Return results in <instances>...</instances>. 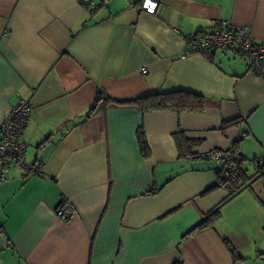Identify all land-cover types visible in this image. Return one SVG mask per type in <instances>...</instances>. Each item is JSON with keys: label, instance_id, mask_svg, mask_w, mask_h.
Instances as JSON below:
<instances>
[{"label": "crops", "instance_id": "1", "mask_svg": "<svg viewBox=\"0 0 264 264\" xmlns=\"http://www.w3.org/2000/svg\"><path fill=\"white\" fill-rule=\"evenodd\" d=\"M139 1L0 0V125L30 100L25 161L39 164L0 181V264H264V78L240 52L207 59L184 38L225 20L264 44V0H156L154 14ZM180 89L203 94V109L109 103L87 116L98 92ZM180 130L200 140L190 156ZM211 149L240 155L238 190L212 171ZM64 199L68 221L55 214ZM226 199L212 226L189 233Z\"/></svg>", "mask_w": 264, "mask_h": 264}, {"label": "built area", "instance_id": "2", "mask_svg": "<svg viewBox=\"0 0 264 264\" xmlns=\"http://www.w3.org/2000/svg\"><path fill=\"white\" fill-rule=\"evenodd\" d=\"M78 1L81 4L97 2L102 6L110 2V0ZM138 7L140 10L154 14L158 8V2L140 0ZM184 38L188 52L201 54L207 59H211L218 50L234 49L248 60L249 73L264 78V44L252 37L247 26H234L228 21L219 20L211 27L187 34ZM141 71L146 70L142 68ZM31 111L30 100L21 98L0 125V181L5 180L6 171L11 167L19 168L28 174L35 173L39 167L38 163L29 165L25 161L28 144L24 139V130L29 122ZM204 157L210 163L212 171L221 173L224 184L228 188L236 191L243 186L237 153L211 149L205 153ZM254 161L256 166L264 171V155L258 156ZM55 214L68 221L75 217L76 210L68 199H64L55 209Z\"/></svg>", "mask_w": 264, "mask_h": 264}, {"label": "trees", "instance_id": "3", "mask_svg": "<svg viewBox=\"0 0 264 264\" xmlns=\"http://www.w3.org/2000/svg\"><path fill=\"white\" fill-rule=\"evenodd\" d=\"M89 4H91V2H86L84 5H89ZM109 103L136 105L141 112L162 111V110H171L176 112H184V111L198 112L201 111L204 107V95L191 90L180 89L169 92L156 91L128 100H118L103 92H98L93 103L91 104V106L87 111V116L93 115L97 111L102 110ZM228 124L230 123H224L222 127L225 128ZM137 139L141 154L147 157L149 155V148L143 128H140L137 131ZM174 139L176 140L178 149L180 150V155L183 156H190L192 147L200 141L199 139L188 138L187 136L184 135V133L181 130L178 131L176 134H174ZM238 156L240 163L241 157L240 155ZM238 167L240 170L239 164ZM216 173L221 174L220 172H216ZM220 178L221 181L224 183L223 176ZM228 199L221 202L213 209L208 211L206 214H204L200 222L197 223L196 226L192 228L189 233L204 227L212 226L219 219L221 206ZM224 242L228 247L229 251L231 252L233 259L234 260L240 259L241 257L234 251L233 247L229 244V242L228 241H224ZM173 264H182V261L177 260Z\"/></svg>", "mask_w": 264, "mask_h": 264}]
</instances>
